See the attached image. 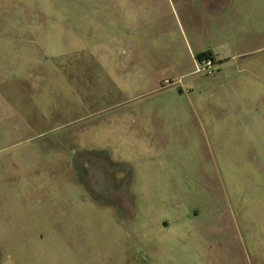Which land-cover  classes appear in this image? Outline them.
Masks as SVG:
<instances>
[{"label": "rangeland", "instance_id": "1", "mask_svg": "<svg viewBox=\"0 0 264 264\" xmlns=\"http://www.w3.org/2000/svg\"><path fill=\"white\" fill-rule=\"evenodd\" d=\"M213 214L264 264V0H0V264H173Z\"/></svg>", "mask_w": 264, "mask_h": 264}, {"label": "crops", "instance_id": "2", "mask_svg": "<svg viewBox=\"0 0 264 264\" xmlns=\"http://www.w3.org/2000/svg\"><path fill=\"white\" fill-rule=\"evenodd\" d=\"M230 1L202 0V7L209 12L215 11ZM210 58L218 63L212 53ZM173 223L180 224L182 229L180 235L173 233L174 241L178 239L177 245L173 246V264H243L233 258L227 260L226 257L231 252L228 253L215 238V235L223 234L229 226L224 215L213 214L208 217L188 215L174 218ZM195 241L197 245L193 244Z\"/></svg>", "mask_w": 264, "mask_h": 264}, {"label": "built area", "instance_id": "3", "mask_svg": "<svg viewBox=\"0 0 264 264\" xmlns=\"http://www.w3.org/2000/svg\"><path fill=\"white\" fill-rule=\"evenodd\" d=\"M197 72H205L207 75H213L216 71V63L213 59L203 58L196 63Z\"/></svg>", "mask_w": 264, "mask_h": 264}, {"label": "trees", "instance_id": "4", "mask_svg": "<svg viewBox=\"0 0 264 264\" xmlns=\"http://www.w3.org/2000/svg\"><path fill=\"white\" fill-rule=\"evenodd\" d=\"M197 57H198L199 60H201L203 58H210V53H208V52L202 53V54H199Z\"/></svg>", "mask_w": 264, "mask_h": 264}]
</instances>
